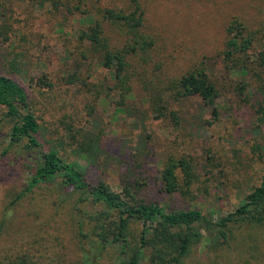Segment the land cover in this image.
I'll use <instances>...</instances> for the list:
<instances>
[{
	"label": "rangeland",
	"instance_id": "rangeland-1",
	"mask_svg": "<svg viewBox=\"0 0 264 264\" xmlns=\"http://www.w3.org/2000/svg\"><path fill=\"white\" fill-rule=\"evenodd\" d=\"M186 1L181 11L180 0L166 4L168 15L178 12L174 8L180 11L175 15L182 18L183 27L160 24L156 31L159 47L146 70L163 82L179 77L205 56L209 70L222 75L217 53L223 48L224 24L233 16L254 31L250 58L263 49L262 36L255 33L262 27L260 22L264 23V0ZM90 3L104 7L121 0ZM1 4L0 26L5 23L11 28L10 41L0 44V69L13 74L26 89L28 109L38 118L39 139L45 149L52 148L65 161L86 166L76 151L84 146L93 154L88 141L98 140L99 155L92 170L115 191H120L123 181L145 183L138 190L140 199L167 210L195 207L213 219L234 211L259 184L264 155L255 147L264 141L253 130L259 120L250 106L241 108L229 90L216 99L215 113L200 98L170 101L164 90L161 105L167 101V106L165 115L159 117L152 112L150 96L138 76L126 91L116 86L112 73L95 56L85 52L87 56L82 58L87 44L82 46L78 36L88 24L78 13H68L65 0H48L42 5L37 0H1ZM105 27L111 37H117L110 26ZM157 61L162 63L160 69ZM43 76L51 87L39 85ZM3 113L0 109V225L4 221L5 227L0 229V264H18L23 256L29 264H78L86 242L78 235L79 211L88 210L91 215L83 220L88 217L90 221L96 208L77 203L78 194L59 204L63 192L56 194L59 188L51 184L25 193L10 205L29 183L32 168L14 150L1 156L10 128L6 120L1 121ZM182 158L187 172L177 174L185 197H166L159 190V172L169 159ZM188 177L191 182L185 186ZM89 221L84 220V231L90 227ZM139 230L138 223L130 225L134 237ZM258 251L245 255L244 261L235 258L234 264H264V244ZM116 252L109 249L98 264H111ZM183 264H224V260L211 256L202 241Z\"/></svg>",
	"mask_w": 264,
	"mask_h": 264
},
{
	"label": "trees",
	"instance_id": "trees-1",
	"mask_svg": "<svg viewBox=\"0 0 264 264\" xmlns=\"http://www.w3.org/2000/svg\"><path fill=\"white\" fill-rule=\"evenodd\" d=\"M37 1L42 5L48 0ZM172 2L176 0H121L120 4L95 7L90 0H65V9L69 14L78 13L88 24L78 36L82 46L87 44L81 52L82 58L87 56L85 52L95 56L100 66L112 73L116 86L126 91L132 79L138 76L144 92L150 96L152 112L159 117L165 115L167 106V101L161 105L160 96L164 90L170 101L200 98L206 106L214 108L216 99L227 89L241 108L250 106L253 109V116L259 120L253 130L264 141V47L250 58L248 53L253 48L254 31L241 18L230 17L224 24L223 48L217 53L223 69L219 77L209 70L206 56L179 77L168 80V84L153 71L146 70L159 47L156 35L159 25L172 23L183 27L184 21L175 13H180L187 1L180 0V11L174 8L178 12L168 15L170 10L166 4ZM2 9L0 0V11ZM260 24L262 27L255 34L261 35L264 42V23ZM106 25L117 34L116 38L107 32ZM10 28V24L0 26V44L10 41ZM157 62L160 69L162 63ZM138 70H142L139 75ZM12 75L0 69V109L4 112L1 121L10 124L8 143L1 156L14 150L15 155L31 164L32 170L29 183L10 205L22 199L25 193L51 184L58 186L56 194H64L58 197L59 204L78 194L77 203L95 206L90 221L88 217L84 219L90 223L87 231L83 229L86 223L83 218L91 214L88 210L79 211L78 235L86 242L81 247L78 264H98L104 253L113 248L117 252L111 264H183L191 249L202 241H206L209 254L222 258L224 264H234L235 258L244 261L245 255L259 252L264 244V173L259 184L234 211L216 219L195 207L167 210L154 201L140 199L138 190L145 183L123 181L120 191H115L105 178L94 176L92 166L99 155L98 140L90 138L88 141L93 154L85 151L84 146L76 151L77 156L88 163L86 166L67 162L54 149L44 148L39 139L38 118L28 109L29 95ZM38 83L44 88L52 86L46 76ZM171 116L176 119L174 113ZM255 148L262 157L264 145ZM179 171L187 172V162L183 158L169 159L160 170L157 182L166 197L184 199L186 191L179 182ZM190 182L188 177L184 185ZM132 223L139 224L137 237L129 232ZM24 257L19 258L18 264L30 263Z\"/></svg>",
	"mask_w": 264,
	"mask_h": 264
}]
</instances>
